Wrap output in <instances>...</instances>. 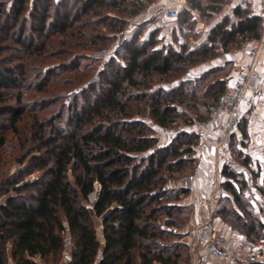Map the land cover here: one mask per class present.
I'll return each instance as SVG.
<instances>
[{"label":"trees","instance_id":"1","mask_svg":"<svg viewBox=\"0 0 264 264\" xmlns=\"http://www.w3.org/2000/svg\"><path fill=\"white\" fill-rule=\"evenodd\" d=\"M39 1L32 11L28 0H12L8 11L0 3V129L8 124L22 149L18 163H25L0 185V264L9 260L36 264L22 256L30 252L45 263L58 257L62 261L66 250L70 261L63 264H191L181 236L159 227L182 229L192 217L194 206L183 203L187 191L169 182L182 184L187 174L195 172L194 160L182 156L193 152L197 139L181 133L161 145L156 131L136 117L166 129L206 119L226 80L216 78L203 86L211 73L193 80L188 71L219 55L248 49L259 38L260 19L251 6L238 4L232 9V21L225 16L216 22L199 49H188L183 43L178 51L159 50L150 32L148 41L136 44L137 35L120 47L125 65H115L114 75L108 78L103 69L93 75L76 65L75 74L64 82L37 77L29 82L22 65L9 66L1 56L8 49L6 41L28 61L45 64L56 56L44 51L53 35H58L59 45L99 47L109 38L87 30L99 32L97 28L105 26L120 33L126 19L109 24L110 11L137 17L155 0H70V11L50 13L38 6ZM186 1L177 21L188 29L191 13L210 16L228 0ZM61 5L66 6L67 0ZM25 13L32 19L26 34ZM221 69L228 70L224 76L228 77L230 65L216 70ZM173 83L178 86L171 87ZM28 97L33 99L25 102ZM42 97L66 105L50 111L51 102ZM47 109L50 113L43 114ZM5 143L0 130V152ZM34 173L36 178L27 179ZM222 174L232 199H218L213 215L247 245L264 231V222L255 223L244 181L236 170L225 167ZM95 185L98 196L89 209L87 200ZM258 190L264 195V187ZM108 210L99 223L100 241L94 219Z\"/></svg>","mask_w":264,"mask_h":264},{"label":"built area","instance_id":"2","mask_svg":"<svg viewBox=\"0 0 264 264\" xmlns=\"http://www.w3.org/2000/svg\"><path fill=\"white\" fill-rule=\"evenodd\" d=\"M250 1L255 3L252 13L261 21L259 38L244 51L223 54L220 66L230 65V73L222 92L208 108L206 119L186 126L156 128L161 145L173 142L181 133L197 139L193 152L182 156L183 160H194L195 172L186 175L177 187L187 191L185 205L203 207V219L198 222L191 217L182 229L165 224L159 227L181 236L191 253V264H259L245 257L243 240L213 215L218 199H232L224 186L225 167L234 168L240 175L251 204L262 201L258 188L264 187V0ZM186 6V0H157L140 16L160 14L164 21L176 22ZM208 36L209 30H202V37ZM62 261H70L68 253H63Z\"/></svg>","mask_w":264,"mask_h":264},{"label":"rangeland","instance_id":"3","mask_svg":"<svg viewBox=\"0 0 264 264\" xmlns=\"http://www.w3.org/2000/svg\"><path fill=\"white\" fill-rule=\"evenodd\" d=\"M36 0H28L27 7L29 11H32L34 8V3ZM64 0H50L48 4H43V0L39 1L38 6L40 8L47 7L48 12H53L54 10H60L61 12H66L67 10L70 11V0H67V7L62 6L61 3ZM157 1V0H155ZM155 1L153 3H155ZM0 3L3 4V8L5 10H9L12 7V0H0ZM150 3V4H153ZM238 4H246L247 6H253L250 0H228L226 3H224L221 7V10L217 13H214L212 15H201L197 13H191L189 18L191 20V25L188 27L185 25H181L180 22H167L164 21L160 14L154 15L153 17L146 18V16L141 17L140 15L137 17H127L126 15L117 14L114 12H109L107 14L108 20L106 21L109 24L113 25H119V20L126 19L124 24V29L120 33L114 34V31L107 30L105 26L98 27L99 32H93L90 30H87V33L91 34H98L101 36L102 39L109 38L108 40H105L101 45H98L99 47H93L90 49L86 48H77V47H71L70 45H59L56 44V40L58 38V35H53L45 42V50L46 53H49L51 55H56L51 59H48L45 64L39 63L36 60L28 61V57L23 54L22 51H19L15 49L14 45H12L9 41H6L7 43V50H5L4 53H2V57L5 58V63H8L9 66H15V65H22V70L28 78V81L34 80L35 77L37 79L41 78L42 81L45 79L47 80H59L60 82H64L65 80H69L74 74H75V68L76 65L79 66V68H88V72H92L93 75H96V72L100 69H103L106 73V77L108 78L110 75H114V71H111L113 67H116L115 65L123 66L125 65V61L123 60L124 52L120 47L127 41L134 39L137 37L136 44L139 42H145L149 40V33L154 32V41H155V48H158L159 50L170 48L172 50H179V45L185 43L188 49H199L204 44H206V39L202 37V30H210V28L218 21H221L225 16H228L230 21H232V9L235 5ZM145 11V10H144ZM143 11V12H144ZM28 14V13H27ZM25 13V16L27 18L26 23L28 24V27L26 28V32L29 31L30 25L32 26V19L30 16H28ZM28 16V17H27ZM181 26V27H180ZM13 32V31H12ZM9 33L12 35L13 33ZM48 32V31H47ZM52 32V31H51ZM49 33V32H48ZM184 33V35L182 34ZM43 42V41H41ZM49 45V46H48ZM63 53V54H61ZM116 54L115 57H113V54ZM61 54V55H59ZM73 60V61H71ZM222 56L219 55L216 59L206 61L204 63H201L199 65H196L192 67L188 74L190 77H202L203 74H209L210 76H207L206 81H204V85L206 86L207 83L213 82L216 78H219L221 80H226L227 76L225 69H221L222 71L216 70L217 68H223L224 66H220L222 63ZM73 64V66H72ZM111 71V72H109ZM104 73V75H105ZM184 76V75H183ZM182 76V77H183ZM36 79V80H37ZM177 80V79H175ZM196 80V79H195ZM46 82H44L45 84ZM28 86V83H26ZM163 85V84H162ZM103 87L99 86L97 87V90L101 91ZM201 90V89H199ZM31 95V94H30ZM29 95V96H30ZM36 96V95H34ZM40 95L37 96V100L39 99ZM44 98L46 102H51V110H55L58 106H65L66 103L63 101H52L53 98L51 97H42ZM33 98L28 97L25 102H30L28 100H31ZM67 102V101H66ZM83 99L82 97H79L78 103H82ZM59 104V105H58ZM63 104V105H61ZM22 110L25 109L24 106L21 107ZM50 111H44L43 114L50 113ZM136 120L139 122H144V124L149 125L153 131H156V126H154L148 119H142L141 117H136ZM120 122L122 121H118ZM23 126V123H19L18 127ZM176 125V124H175ZM174 125V126H175ZM5 129H0L2 132L5 133L6 136V143L3 149L0 152L1 156V162H0V185L2 184V181L6 178H9L12 176L17 170L22 168L24 164L19 165L18 160L21 157L22 149H20L19 142L16 139V136H14L10 131L7 129L8 124L4 125ZM125 125L123 126L126 128ZM181 126V125H180ZM172 128V127H171ZM120 129V127L117 128V130ZM149 133V132H148ZM37 173L32 174L31 176L27 177V179H32L37 177ZM188 175V174H187ZM178 184H180L178 181L172 180L169 182V186L171 187H177ZM97 186L95 185L94 192L97 191ZM11 189V188H10ZM2 190V189H0ZM262 196V201L251 204L252 212L256 216L255 223L258 221L264 222V195L260 193ZM3 200V197H0V201ZM95 196L90 198L88 196V206L89 209H91L92 204L94 203ZM95 221V230H96V236L98 240L101 241V228L99 226L100 219H94ZM259 237L255 239L253 242L245 244L244 247V254L245 257H252L253 260L257 261L259 264H264V231L259 233ZM255 238V237H254ZM63 253H67V250ZM62 253V255H63ZM25 255V257H24ZM61 255V256H62ZM24 258H26L27 253L22 255ZM42 264H63L61 261V257H58L55 262H48L45 263L40 260ZM9 264H12L9 260Z\"/></svg>","mask_w":264,"mask_h":264},{"label":"crops","instance_id":"4","mask_svg":"<svg viewBox=\"0 0 264 264\" xmlns=\"http://www.w3.org/2000/svg\"><path fill=\"white\" fill-rule=\"evenodd\" d=\"M253 4V6H251V8H255V3L251 2ZM204 209L203 207H194V214L192 216V220L194 221H201L203 219V215H204ZM102 241V238H101ZM26 259H30L34 262L40 261L37 254L34 253V255H32V252H30V254L28 256H26Z\"/></svg>","mask_w":264,"mask_h":264},{"label":"water","instance_id":"5","mask_svg":"<svg viewBox=\"0 0 264 264\" xmlns=\"http://www.w3.org/2000/svg\"><path fill=\"white\" fill-rule=\"evenodd\" d=\"M98 191H99V188H97V191L95 192V193H91L90 195H89V197L90 198H92L93 196H95V199L97 198V196H98ZM95 201V200H94ZM90 213L92 214V211H90ZM109 213V210L108 211H106L103 215H102V217L100 218V221L107 215Z\"/></svg>","mask_w":264,"mask_h":264}]
</instances>
